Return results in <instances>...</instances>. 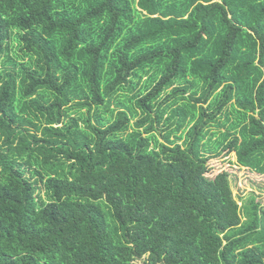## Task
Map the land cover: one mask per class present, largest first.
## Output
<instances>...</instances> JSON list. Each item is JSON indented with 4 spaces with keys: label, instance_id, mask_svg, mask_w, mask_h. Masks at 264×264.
<instances>
[{
    "label": "trees",
    "instance_id": "16d2710c",
    "mask_svg": "<svg viewBox=\"0 0 264 264\" xmlns=\"http://www.w3.org/2000/svg\"><path fill=\"white\" fill-rule=\"evenodd\" d=\"M223 153L264 176V0H0V264H264Z\"/></svg>",
    "mask_w": 264,
    "mask_h": 264
},
{
    "label": "rangeland",
    "instance_id": "374dc122",
    "mask_svg": "<svg viewBox=\"0 0 264 264\" xmlns=\"http://www.w3.org/2000/svg\"><path fill=\"white\" fill-rule=\"evenodd\" d=\"M214 130L218 131V128L215 127ZM208 166L210 168L209 177H214L223 171L230 174L233 195L241 208L252 196L256 197L264 208V176L241 167L234 153L230 155L223 153L220 157L211 159ZM145 260L146 258L140 259L137 264H145Z\"/></svg>",
    "mask_w": 264,
    "mask_h": 264
}]
</instances>
